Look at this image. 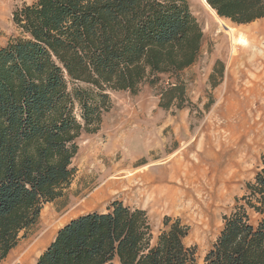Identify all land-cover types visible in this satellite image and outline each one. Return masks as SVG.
Masks as SVG:
<instances>
[{
  "label": "trees",
  "instance_id": "trees-1",
  "mask_svg": "<svg viewBox=\"0 0 264 264\" xmlns=\"http://www.w3.org/2000/svg\"><path fill=\"white\" fill-rule=\"evenodd\" d=\"M204 3L237 25L264 18V0ZM13 23L18 35L0 47V262L65 196L78 139L100 130L111 93L166 84L159 107H189L181 75L204 44L189 0H32ZM218 63L211 80L224 77ZM223 220L203 264H264V158ZM163 225L154 240L147 212L116 201L70 220L35 264H197L189 227Z\"/></svg>",
  "mask_w": 264,
  "mask_h": 264
},
{
  "label": "rangeland",
  "instance_id": "rangeland-1",
  "mask_svg": "<svg viewBox=\"0 0 264 264\" xmlns=\"http://www.w3.org/2000/svg\"><path fill=\"white\" fill-rule=\"evenodd\" d=\"M31 1L0 0V47L18 35L15 8ZM189 1L204 32L200 59L181 75L190 106L161 109L166 84H146L136 95L111 93L112 108L100 130L83 132L78 139L79 152L72 162L75 175L65 196L44 205L38 225L0 264H35L70 220L104 212L116 201L147 212L154 240L166 217L180 220L189 227L185 245L196 249L197 264L204 263L223 230V217L234 210L263 166L264 18L237 25L219 18L204 0ZM231 28L237 34H231ZM217 62L219 71L224 66V77L216 73L211 80ZM167 160L172 164L165 165ZM178 162L189 169L194 189L189 205L178 211L146 207L133 193L111 196L101 190L118 171L149 166L153 175L163 178V170ZM181 174L179 180L186 181L185 172Z\"/></svg>",
  "mask_w": 264,
  "mask_h": 264
},
{
  "label": "bare ground",
  "instance_id": "bare-ground-1",
  "mask_svg": "<svg viewBox=\"0 0 264 264\" xmlns=\"http://www.w3.org/2000/svg\"><path fill=\"white\" fill-rule=\"evenodd\" d=\"M222 26L226 27L225 23H222ZM230 33L237 34V29L231 28ZM168 163L172 164V161L164 162L165 165ZM181 167L179 162L170 168L167 167L163 170L166 177L158 178L151 173L149 166L139 170L128 168L125 172L118 171V174H114L117 171L116 166L113 168L114 175L104 183L101 190L111 196L122 192L133 193L146 207L178 211L180 207L183 209L189 205L188 201L194 190L190 187L193 181L190 179L192 175L189 169ZM182 171L185 172L186 181L179 180L180 176H183ZM124 187L128 188L123 190Z\"/></svg>",
  "mask_w": 264,
  "mask_h": 264
},
{
  "label": "water",
  "instance_id": "water-1",
  "mask_svg": "<svg viewBox=\"0 0 264 264\" xmlns=\"http://www.w3.org/2000/svg\"><path fill=\"white\" fill-rule=\"evenodd\" d=\"M220 18V17H219Z\"/></svg>",
  "mask_w": 264,
  "mask_h": 264
}]
</instances>
